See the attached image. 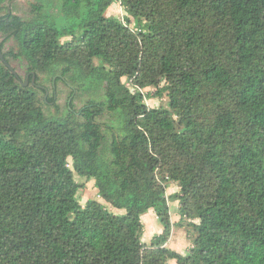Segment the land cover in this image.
<instances>
[{
    "label": "trees",
    "instance_id": "trees-1",
    "mask_svg": "<svg viewBox=\"0 0 264 264\" xmlns=\"http://www.w3.org/2000/svg\"><path fill=\"white\" fill-rule=\"evenodd\" d=\"M11 1L3 54L52 87L0 58V264H264V0H36L26 18ZM183 220L186 253L169 246Z\"/></svg>",
    "mask_w": 264,
    "mask_h": 264
},
{
    "label": "rangeland",
    "instance_id": "rangeland-1",
    "mask_svg": "<svg viewBox=\"0 0 264 264\" xmlns=\"http://www.w3.org/2000/svg\"><path fill=\"white\" fill-rule=\"evenodd\" d=\"M36 0H12L10 2V5H14V12L22 17H30L34 13L32 11V4ZM108 16H115L117 18L123 19L126 16V10L122 6L120 2L113 3L108 11L106 12ZM134 26V23L132 24ZM70 38H63L62 40H69ZM3 40V36L0 34V41ZM12 46H16L15 41H8L5 46V50H8ZM12 65L18 70L19 74L24 78L26 76V63L24 61L19 60H12ZM46 86L52 87L51 83H47ZM151 93L155 91V88L152 87L149 89ZM71 89L67 87L63 82L59 83V89H58V98L57 103L60 106L61 110H65V108L68 105L69 95H70ZM103 94V91H99V93H96L95 95L100 96ZM90 98L89 93L83 92L80 93L78 98L75 101L76 108H80L83 106ZM169 97L167 94H164L163 96H159L157 94L153 95L151 98L148 99L147 103L151 107H159L161 105L168 106ZM50 106V107H49ZM47 112H56V108L51 105L46 106ZM108 119H102V121H106ZM77 180L79 182L84 183V186L80 189L79 199L82 203H85L89 198L91 199H100L98 190L95 186V181L93 179L88 180L84 177L77 176ZM171 188L169 189V194L174 193L178 191V184L171 182ZM104 202L110 209H113L117 213H123L125 212L124 209H117L114 208L110 203L106 202L104 199L101 200ZM178 201L173 202L171 204V211L174 215L173 219L176 221L179 219V214L177 211L178 207ZM190 221V220H189ZM143 222L145 224L144 234H143V241L149 245L151 243V240L153 237L161 231H163V225L157 218L156 214L153 212H149L143 216ZM195 222H198V220H195ZM181 225V226H180ZM174 224L173 228V235L169 242V246L181 253H186L193 245V239L195 238L197 232L193 225L189 224L188 220H183L182 224ZM169 264H178L176 260H170Z\"/></svg>",
    "mask_w": 264,
    "mask_h": 264
},
{
    "label": "water",
    "instance_id": "water-1",
    "mask_svg": "<svg viewBox=\"0 0 264 264\" xmlns=\"http://www.w3.org/2000/svg\"><path fill=\"white\" fill-rule=\"evenodd\" d=\"M0 58L12 70V72L14 74H16L17 76H19L18 70L15 69V67L11 63H9V61L6 60V58H5L4 54H3V51H2L1 46H0ZM54 80H56V78ZM30 82H32L34 85H37V87L46 90L45 98L47 99V97L49 95V89L46 86H44L42 84H38L36 82V73L34 71H30L28 73V75H27V77H26V79L24 81V85H29Z\"/></svg>",
    "mask_w": 264,
    "mask_h": 264
},
{
    "label": "flooded vegetation",
    "instance_id": "flooded-vegetation-1",
    "mask_svg": "<svg viewBox=\"0 0 264 264\" xmlns=\"http://www.w3.org/2000/svg\"><path fill=\"white\" fill-rule=\"evenodd\" d=\"M27 74H28V73H26V77H27Z\"/></svg>",
    "mask_w": 264,
    "mask_h": 264
},
{
    "label": "crops",
    "instance_id": "crops-1",
    "mask_svg": "<svg viewBox=\"0 0 264 264\" xmlns=\"http://www.w3.org/2000/svg\"><path fill=\"white\" fill-rule=\"evenodd\" d=\"M150 212H152V211H150Z\"/></svg>",
    "mask_w": 264,
    "mask_h": 264
}]
</instances>
